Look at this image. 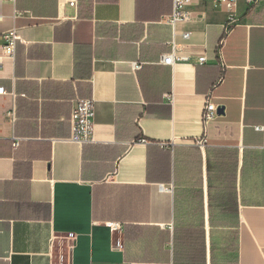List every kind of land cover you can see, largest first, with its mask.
<instances>
[{
    "label": "crops",
    "instance_id": "0c3cea01",
    "mask_svg": "<svg viewBox=\"0 0 264 264\" xmlns=\"http://www.w3.org/2000/svg\"><path fill=\"white\" fill-rule=\"evenodd\" d=\"M171 12L0 0V44L19 36L0 49V264H264V2L228 22L188 0L174 31Z\"/></svg>",
    "mask_w": 264,
    "mask_h": 264
},
{
    "label": "built area",
    "instance_id": "2783aa9c",
    "mask_svg": "<svg viewBox=\"0 0 264 264\" xmlns=\"http://www.w3.org/2000/svg\"><path fill=\"white\" fill-rule=\"evenodd\" d=\"M209 2L214 8H222L228 13V22L234 20V13L236 11L238 0H203ZM264 0H244L247 7H255L263 3ZM74 1L70 2V5H74ZM188 0H172V12L168 18V23L172 27L173 31L175 26L184 22L187 17L186 6ZM188 33H184L183 38L188 37ZM3 44H0V49L6 53L13 55L15 52L16 42L19 40V36L15 30L8 31L2 36ZM187 61L184 56L175 57L174 53L164 55L161 59V63L168 66H174L176 62ZM202 57L199 62H204ZM137 69L139 65H134ZM0 92H4L0 89ZM216 106L213 103L207 101L202 110V120L204 123L211 121L215 118ZM94 121V101L91 99H78L73 106L70 114V137L69 141L78 146L90 143L92 141V129ZM203 143L201 142L200 145ZM16 146V143L14 144Z\"/></svg>",
    "mask_w": 264,
    "mask_h": 264
},
{
    "label": "water",
    "instance_id": "95a60500",
    "mask_svg": "<svg viewBox=\"0 0 264 264\" xmlns=\"http://www.w3.org/2000/svg\"><path fill=\"white\" fill-rule=\"evenodd\" d=\"M216 114H217V115H222V114H223V107H218V108L216 109Z\"/></svg>",
    "mask_w": 264,
    "mask_h": 264
}]
</instances>
